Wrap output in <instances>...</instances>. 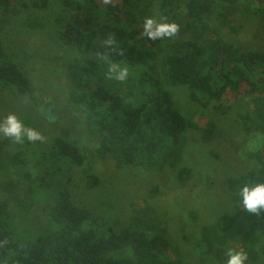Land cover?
Segmentation results:
<instances>
[{
  "label": "rangeland",
  "instance_id": "obj_1",
  "mask_svg": "<svg viewBox=\"0 0 264 264\" xmlns=\"http://www.w3.org/2000/svg\"><path fill=\"white\" fill-rule=\"evenodd\" d=\"M77 1L83 4L79 9L66 8L62 0H15L0 7L4 47L31 81L25 93L0 87V119L16 112L45 136L44 142L21 144L0 135V215L17 233H32L45 224L51 194L66 188L78 205L116 228L132 224L148 234L166 235L185 264H226L229 247L248 252L246 264H264V220L239 209L235 195L243 175L264 168L261 108L245 97L231 107L229 99L212 101L202 110L184 87L171 84L164 60L177 40L190 35L212 45L219 34L243 49L264 51V12L257 4L199 0L201 32L188 0H176L168 16L159 7L161 0H134L142 24L153 16L180 25L169 42L143 54L146 67L163 80L189 122L179 157L169 156L151 168L124 164L107 151L106 137L88 131L86 107L71 99L79 87L80 60L54 31L62 21L85 30L95 27L90 0ZM155 123L141 121L149 137L156 134ZM57 136L76 144L85 162L49 176L44 163L52 158ZM43 175L49 178L41 182Z\"/></svg>",
  "mask_w": 264,
  "mask_h": 264
},
{
  "label": "trees",
  "instance_id": "obj_2",
  "mask_svg": "<svg viewBox=\"0 0 264 264\" xmlns=\"http://www.w3.org/2000/svg\"><path fill=\"white\" fill-rule=\"evenodd\" d=\"M221 1L257 4L264 12V0ZM14 2L0 0V7ZM62 2L68 9L83 5L77 0ZM176 4V0H161L159 7L168 16ZM133 5L134 0H90L93 29L62 21L54 34L80 60L79 87L71 92V99L88 110V131L106 137L104 147L124 164L154 168L169 156L179 157L178 148L189 122L175 106L163 80L145 65V49L170 39L149 40ZM198 5L199 0H188L193 21L202 32L205 23ZM109 39L113 41L111 46L105 43ZM214 41L209 45L193 35L177 40L164 54L168 80L184 87L189 99L202 110L212 101L229 99L232 103L227 106L231 107L251 97L261 108L258 118L264 127V51L243 49L219 34L214 35ZM98 43L100 50L96 49ZM121 61L132 70L129 80L107 79L108 65ZM0 87L20 93L31 88L30 78L6 51L1 37ZM142 119L156 122L153 137L142 129ZM52 145L51 160L43 162L46 175H54L70 164H84L85 157L76 144L57 136ZM169 164L175 165L173 161ZM253 176L264 181V168L243 175L240 182ZM48 178L43 175L41 182ZM52 194L45 224L32 233H17L11 220L0 215V264H185L166 235L148 234L132 224L116 228L103 215L78 205L66 188ZM259 218L264 220V209Z\"/></svg>",
  "mask_w": 264,
  "mask_h": 264
},
{
  "label": "clouds",
  "instance_id": "obj_3",
  "mask_svg": "<svg viewBox=\"0 0 264 264\" xmlns=\"http://www.w3.org/2000/svg\"><path fill=\"white\" fill-rule=\"evenodd\" d=\"M179 30L178 23L167 19L158 20L153 16H148L143 21V32L149 40H167L174 37ZM105 43L111 46L113 41L109 39ZM131 74L132 70L121 61L108 65L106 77L115 82H126ZM0 135L21 144L45 141L41 130L34 125L26 124L25 118L16 112H10L0 119ZM235 195L238 208L248 214L259 215L264 209V181L255 176L248 177L245 182L240 183L236 188ZM226 256V264H246L248 252L236 247H229Z\"/></svg>",
  "mask_w": 264,
  "mask_h": 264
}]
</instances>
